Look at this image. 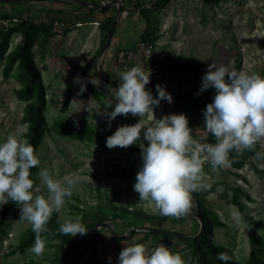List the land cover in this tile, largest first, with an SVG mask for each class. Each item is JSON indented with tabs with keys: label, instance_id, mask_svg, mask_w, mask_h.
Listing matches in <instances>:
<instances>
[{
	"label": "rangeland",
	"instance_id": "1",
	"mask_svg": "<svg viewBox=\"0 0 264 264\" xmlns=\"http://www.w3.org/2000/svg\"><path fill=\"white\" fill-rule=\"evenodd\" d=\"M85 1L103 5L118 0ZM156 1L158 0H124L125 10L119 17V26L117 23L115 28L116 36L114 33L108 49L101 56V43L106 31H101L97 44L96 23H91L93 17L86 12L77 16L70 13L67 16L68 13L58 8L63 7L60 3L74 2L20 0L0 3V27L5 23V17L31 18L37 25L32 51L44 78L48 100L45 113L49 124L37 151L41 161L39 167L50 168L65 183L68 180L74 181L73 194L66 199L63 209L57 212L58 217L64 220L79 217L82 221L85 213L102 209L107 220L100 223H109L117 234L127 235L116 237L109 228L101 226L95 239V256L90 258L93 230L77 234L83 237L80 250L71 249L67 243L45 235V252L42 256H37L30 251L33 244L24 251L18 248L24 231L31 224L21 219V205H17L9 212L4 231L0 235V264H97L95 257L103 264H119V254L127 245L142 243L156 247L161 242L174 251L181 252L188 264H194L195 247L191 240L186 239L195 237L201 227L196 215L198 205L193 192L211 189L215 184L218 186L204 197L206 207L213 210L222 223L214 227L213 241L229 248L239 264H248L252 244L245 216L264 219V156L250 157L241 169L234 168L230 158L229 165L219 169H213L205 161L204 186L192 192L190 210L177 218L164 215L155 202L140 201V194L135 191V182L131 177L114 174L116 165L133 169L137 173L140 171L143 164L140 141L145 145L149 143L143 140V129L141 138L130 146L110 148L106 144L107 137L120 125L135 124L142 117L131 113L120 114L109 125L108 113L114 105H111L105 93L97 98L95 91H104L97 76L99 70L103 75L105 88L115 99L121 80L119 73L124 71L118 62V53L137 47L142 41L141 35L149 29L158 37L155 42L150 43L155 48L149 57L137 54L131 61L130 68L134 63L140 62L145 71H156L153 63L158 60V56H180L186 61V70L177 74L180 88L172 78L171 83L163 75L152 82L150 79L147 89L154 96H158L156 85L159 83L166 85L174 99L171 103L164 99L159 105H155L154 112L146 113L143 122L151 124L155 116L162 119L166 114L177 113L181 104L176 93L179 90L185 101L182 113L189 117L194 136H203L207 142L215 143V136L207 132L204 126V110L213 101L216 89L209 88L201 93L202 77L213 61L228 66L230 70H247L264 75V0H169L162 11L148 13L147 19L142 10L150 8ZM82 7L86 6H76L74 9L85 11ZM109 8L106 11L108 15L100 22L105 23V26L115 16L118 5L113 4ZM96 11L105 12L100 9ZM57 19H65L67 27L60 33L53 28L54 35L49 37L42 29L43 25L52 23L53 26ZM22 39L21 33L15 34L10 41L9 51L21 43ZM4 64L5 60L1 59L0 141L5 140L9 134L24 138L27 131L24 114L28 102L19 99L16 93L23 86L21 71L16 65L6 79L3 76ZM78 76L86 84L84 91H81L82 84L76 82ZM91 79L97 83L93 84ZM68 97L69 105L64 111L62 107ZM259 143L260 152L264 153V140ZM39 171L35 174L34 189L39 187L41 193H47V187L38 175ZM221 183L243 188L240 200L245 204L244 212L232 204V193ZM2 205L0 203V211ZM113 206L118 210L114 211ZM123 208L145 211L159 218L145 221L122 211ZM116 214L120 217L116 218ZM142 227L174 231L186 234L187 237L138 230ZM135 229L137 230L132 233ZM258 235L261 241L259 255L264 261V236L259 232Z\"/></svg>",
	"mask_w": 264,
	"mask_h": 264
},
{
	"label": "clouds",
	"instance_id": "2",
	"mask_svg": "<svg viewBox=\"0 0 264 264\" xmlns=\"http://www.w3.org/2000/svg\"><path fill=\"white\" fill-rule=\"evenodd\" d=\"M121 78L115 92V106L108 113L109 125L120 114L142 117L135 124H122L109 135L106 144L110 148L127 147L140 141L143 164L137 173L134 189L140 201L151 200L164 215L179 217L192 206V192L203 187V164L210 163L213 169L227 167L232 150L254 148L264 140V75L247 70H230L228 66L213 61L202 77L200 92L215 88L213 101L204 110V126L215 136V143L206 137L194 136L186 113L166 114L151 124H145L146 113L154 112V106L162 100L173 102V95L166 85L157 84L158 96L146 88L151 79V69L145 71L136 65L119 73ZM81 91L86 84L82 78ZM93 84L96 80L91 79ZM75 100V99H74ZM73 100V101H74ZM72 101V102H73ZM113 103V102H112ZM111 103V105H112ZM257 157L264 153L257 152ZM39 155L27 138L9 134L0 141V203L9 198L21 209V219L27 220L35 233L30 251L42 256L48 231V222L54 212H60L67 198L72 196L74 181L57 178L48 167L40 169L38 175L47 187V193L34 189L31 169L40 165ZM59 232L75 236L85 234L88 229L79 217H68L60 224ZM264 236V229L258 230ZM218 259L227 264L228 253H218ZM119 264H188L179 251L160 243L151 250L142 243L127 245L119 254Z\"/></svg>",
	"mask_w": 264,
	"mask_h": 264
},
{
	"label": "trees",
	"instance_id": "3",
	"mask_svg": "<svg viewBox=\"0 0 264 264\" xmlns=\"http://www.w3.org/2000/svg\"><path fill=\"white\" fill-rule=\"evenodd\" d=\"M169 0H158L152 3V6L147 9L142 10V14L148 19V13L154 11H162ZM95 2V1H93ZM96 3V2H95ZM124 3V0H122ZM78 7L81 5L76 4ZM93 10V7H89ZM152 8V9H151ZM110 8H107L109 10ZM103 10V11H104ZM125 9H123L124 11ZM122 11V12H123ZM114 16H112L109 21H107V25L100 23V28L102 32L106 31V34L101 43V50L106 42L107 35L111 24L113 22ZM8 22V23H7ZM37 25L31 18H7L5 17V23L0 27V60H5V64L3 67V76L4 78H9L13 69L17 65L20 69L21 80L23 86L16 92L19 99L23 101H27L28 104L25 108L24 121L27 123V131L26 138L28 142L34 145L36 151H38L40 145L43 142V138L47 130L49 129L48 120L46 117L45 110L47 108V95L46 88L44 83V78L41 70L38 68L35 57L32 51L34 41L36 40L35 34L37 33L36 29ZM44 31L48 33L49 37H52L53 34V26L52 23L43 25L42 28ZM108 31V32H107ZM21 33L23 35V39L21 43H19L13 50L9 51L10 41L12 37ZM115 33V31H114ZM142 41L146 43L155 42L158 37L154 35L149 29H146L141 35ZM100 50V51H101ZM186 61L184 58L180 56L173 57H160L158 56V60L153 63L154 69H164L171 78L175 81L177 87L180 88V83L177 77L179 72L185 71ZM96 97L99 98L101 95H104V91H95ZM71 95V93H70ZM69 105V97L65 100L62 109L65 111ZM185 109V105H184ZM261 151V145L259 141L256 143L254 148H243L240 151L232 150L229 154V158L232 161V165L236 169H241L244 167L246 162H248L249 158L255 156L257 152ZM40 167L34 166L31 169L32 178L35 182V174L39 171ZM115 175L119 176H129L134 182H136L137 172L133 169H126L122 166L116 165V169L114 171ZM225 187L226 190L232 193L231 202L236 205L241 212L245 211V204L240 200V194L244 192L243 188L240 186H232L226 183H221ZM218 185L215 184L208 190H197L193 192L194 199L198 205L197 214L200 215V219L205 223L203 231L198 233L195 237L186 238L193 242L196 251V261L194 264H225L224 261L218 259V253L225 252L228 253L231 259L227 262V264H239L238 259L233 254V252L225 247L221 246L213 241V230L216 225L222 224L217 214L210 210L204 204V197L210 194ZM18 204L15 201H12L10 198L7 203H3L2 209L0 211V235L4 231V226L6 224V220L9 216V212ZM114 207V211H117L118 208ZM117 209V210H116ZM101 211V212H100ZM96 212H87L82 218V223L85 224L89 231H94V228L100 222L107 220L102 213V209ZM122 211L134 215L136 218L150 221L153 219L159 218L154 214L146 213L145 211L140 210H129L123 208ZM131 211V212H129ZM116 218L120 217L119 214L115 215ZM246 221L249 225V235L250 241L252 244V250L248 259V264H264V261L260 258L259 255V244L260 238L258 235V230L260 228H264V219H255L251 215L245 216ZM177 218V217H174ZM64 222V219H60L58 217L57 212H54L52 217L48 222V231L43 233L42 235L49 236L51 238H57L61 240L63 243H67L71 249L80 250V244L83 240L82 236L75 235H65L58 231L60 224ZM165 236H170L169 234H163ZM185 239V238H183ZM35 241V233L32 227L27 228L22 237L20 244L18 246L19 250L24 251L26 248L34 244ZM59 262V261H57ZM95 262L101 263L99 259L95 257ZM25 264H33V263H25ZM41 264V263H37ZM103 264V263H101Z\"/></svg>",
	"mask_w": 264,
	"mask_h": 264
},
{
	"label": "water",
	"instance_id": "4",
	"mask_svg": "<svg viewBox=\"0 0 264 264\" xmlns=\"http://www.w3.org/2000/svg\"><path fill=\"white\" fill-rule=\"evenodd\" d=\"M15 1H20V0H0V3L1 2H15ZM68 1H71V2H74L78 5H81V6H89V7H93V8H96V9H100V10H106L107 8H109L111 5L113 4H117L118 5V9H117V12L114 16V19H113V22L111 24V27L109 29V32H108V35H107V39H106V42L99 54V56H101L102 54H104L106 52V50L108 49L109 45H110V42H111V39L114 35V31H115V28L117 26V23H118V20H119V17L122 13V9H123V3L122 1L118 0V1H109L103 5L101 4H98V3H94V2H89V1H85V0H68ZM157 75H163L165 76L167 79H169V81H171L172 83V79L170 77V75L164 70V69H159V70H156V71H152L151 72V78L154 77V76H157ZM97 76H98V79L102 85V88L104 90V93L105 95L107 96V98L109 99V101L115 106V99L113 96H111V94L109 93V91L105 88L104 86V81H103V75L102 73L98 70L97 71ZM174 85V84H173ZM148 85H146V88H147ZM176 93H177V96L180 100V106H179V109L177 111V113H182L183 109H184V105H185V101H184V98L181 94V92L179 90H176ZM197 217L200 219V215H198L196 213ZM200 222H201V227H200V231L199 233H201L203 231V228L205 226V223L200 219ZM101 226H104V227H107L109 228L113 234L116 236V237H126L127 235H119L115 232V230L111 227V225L109 223H99L95 226L94 228V231H93V235H92V240H91V253H90V257H94L95 256V247H96V243H95V239H96V235H97V232H98V229L101 227ZM137 229L133 230L132 233L134 231H136ZM138 230H145V231H152V232H157V233H161V234H172V235H177V236H180V237H187L186 234H183V233H178V232H174V231H169V230H161V229H153V228H146V227H142V228H139Z\"/></svg>",
	"mask_w": 264,
	"mask_h": 264
},
{
	"label": "built area",
	"instance_id": "5",
	"mask_svg": "<svg viewBox=\"0 0 264 264\" xmlns=\"http://www.w3.org/2000/svg\"><path fill=\"white\" fill-rule=\"evenodd\" d=\"M68 22L65 19H57L53 22V28L56 32H62L67 27ZM134 49H124L118 53V62L123 66L124 70L130 68L131 61L137 57V54H143L145 57H149L152 53L153 46L150 43L144 41L139 42ZM206 109V107H205ZM146 249L151 250L154 247L145 246Z\"/></svg>",
	"mask_w": 264,
	"mask_h": 264
},
{
	"label": "crops",
	"instance_id": "6",
	"mask_svg": "<svg viewBox=\"0 0 264 264\" xmlns=\"http://www.w3.org/2000/svg\"><path fill=\"white\" fill-rule=\"evenodd\" d=\"M60 4L63 7H58L59 10L60 11H64V13H68L67 16L68 15L70 16V13H75V15L77 16V15H80L81 13H84L85 14V12H86L91 17H93L92 18L93 21L91 23H94V22L96 23L95 24V26H96V29L95 30H96V39H97V44H98V42L100 41V36H101L100 35L101 34V29H100V27H97V25L98 26L100 25V22L105 18V15L106 16L108 15V13L107 12L106 13L105 12L103 13L101 11H96L97 9H94L93 11H91V9L88 6L82 7V8H84L85 11H81V10L75 11L74 8L77 6L76 3H72V4H70V3H60ZM118 21L120 22V18H119ZM119 22H118V26H119ZM115 36H116V33H115ZM136 65L141 66L140 62H136L132 66H136ZM159 76L160 75H157V76L152 77L151 78V82L153 80L157 79V78L159 79Z\"/></svg>",
	"mask_w": 264,
	"mask_h": 264
}]
</instances>
